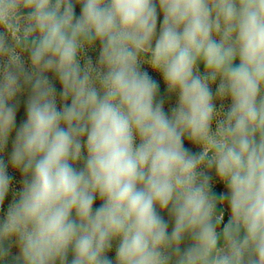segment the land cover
<instances>
[{
	"label": "clouds",
	"instance_id": "clouds-1",
	"mask_svg": "<svg viewBox=\"0 0 264 264\" xmlns=\"http://www.w3.org/2000/svg\"><path fill=\"white\" fill-rule=\"evenodd\" d=\"M0 264H264V0H0Z\"/></svg>",
	"mask_w": 264,
	"mask_h": 264
},
{
	"label": "rangeland",
	"instance_id": "rangeland-1",
	"mask_svg": "<svg viewBox=\"0 0 264 264\" xmlns=\"http://www.w3.org/2000/svg\"><path fill=\"white\" fill-rule=\"evenodd\" d=\"M93 56L96 55L95 52L92 53ZM168 96V95H167ZM175 107H176V104H175V100L173 97L171 96H168L164 102V109L166 112H171V111H174L175 110ZM23 116H24V111H23V106H21L20 110L17 112V124L20 123V121L23 119ZM187 143V142H186ZM191 146V145H189ZM16 178L19 179V174L16 173ZM218 185V184H217ZM14 186L15 187H18L19 185L15 183L14 181ZM223 186V185H222ZM223 190V189H222ZM8 199H11V194L9 195ZM7 203V201L5 202ZM98 203V202H97Z\"/></svg>",
	"mask_w": 264,
	"mask_h": 264
},
{
	"label": "trees",
	"instance_id": "trees-1",
	"mask_svg": "<svg viewBox=\"0 0 264 264\" xmlns=\"http://www.w3.org/2000/svg\"><path fill=\"white\" fill-rule=\"evenodd\" d=\"M161 95H162V97H163V99H164V102H165V100H166V98H167L168 96H167V94H166V91H165L163 85L161 86ZM222 189H223V186H222L221 184L216 185V191L219 192V191H222ZM225 219H227V213L225 214Z\"/></svg>",
	"mask_w": 264,
	"mask_h": 264
}]
</instances>
